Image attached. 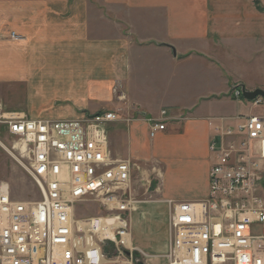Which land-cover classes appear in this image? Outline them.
<instances>
[{
    "label": "crops",
    "instance_id": "crops-1",
    "mask_svg": "<svg viewBox=\"0 0 264 264\" xmlns=\"http://www.w3.org/2000/svg\"><path fill=\"white\" fill-rule=\"evenodd\" d=\"M0 30L22 37L0 39L5 109L23 99L30 118L118 113L112 156L153 179L133 183L145 197L129 214V242L149 255L167 250L168 201L206 198L213 127L264 114L230 95L264 88V0H0ZM152 121L165 126L151 136Z\"/></svg>",
    "mask_w": 264,
    "mask_h": 264
},
{
    "label": "built area",
    "instance_id": "built-area-1",
    "mask_svg": "<svg viewBox=\"0 0 264 264\" xmlns=\"http://www.w3.org/2000/svg\"><path fill=\"white\" fill-rule=\"evenodd\" d=\"M21 38L0 30V39ZM230 95L264 103L261 96L243 98L240 87ZM117 119L114 111L71 120L0 113V125L29 149L28 172L39 190L36 200L16 199L0 183V264H153L152 258L162 264H264V114L238 115L232 125L213 127L219 140L209 143L215 158L208 194L168 201V247L158 255L129 242V214L138 201L133 183L151 180L143 178L140 163L112 156L107 125ZM164 126L152 121L150 135ZM93 203L98 213L78 215L80 206Z\"/></svg>",
    "mask_w": 264,
    "mask_h": 264
},
{
    "label": "rangeland",
    "instance_id": "rangeland-1",
    "mask_svg": "<svg viewBox=\"0 0 264 264\" xmlns=\"http://www.w3.org/2000/svg\"><path fill=\"white\" fill-rule=\"evenodd\" d=\"M15 103H20L23 109H5V104L1 103L0 112L3 111V113H16L17 115H24L23 110H25V100L19 99ZM28 166L29 149L22 146V141L19 137L8 134L6 129L0 125V183L2 182L7 185L11 197L25 200H36L39 198L38 187L28 172ZM151 182H153V179ZM144 197L141 195L137 196L138 199H143ZM99 210V205L96 203L87 205L86 207L80 206V208H78V215H93L98 213ZM145 241L146 239L143 238V242ZM155 264H157V262Z\"/></svg>",
    "mask_w": 264,
    "mask_h": 264
},
{
    "label": "water",
    "instance_id": "water-1",
    "mask_svg": "<svg viewBox=\"0 0 264 264\" xmlns=\"http://www.w3.org/2000/svg\"><path fill=\"white\" fill-rule=\"evenodd\" d=\"M240 88H241V93H242L243 98H245L247 100H252L256 96H261L262 98H264V90L263 89L247 90V89H245V87L243 85H241Z\"/></svg>",
    "mask_w": 264,
    "mask_h": 264
}]
</instances>
